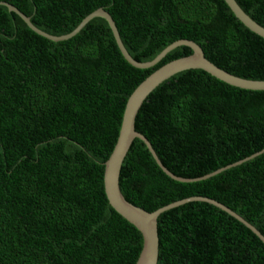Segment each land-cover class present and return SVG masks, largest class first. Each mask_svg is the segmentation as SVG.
I'll return each instance as SVG.
<instances>
[{
  "label": "trees",
  "instance_id": "trees-1",
  "mask_svg": "<svg viewBox=\"0 0 264 264\" xmlns=\"http://www.w3.org/2000/svg\"><path fill=\"white\" fill-rule=\"evenodd\" d=\"M39 29L62 36L92 12L107 11L129 54L155 59L189 39L219 68L264 80V38L236 18L225 0H0ZM264 27V0H236ZM132 66L108 22L91 19L76 35L52 41L0 5V264H135L139 230L110 205L105 162L117 142L126 102L170 61ZM136 138L123 161L120 189L155 211L190 197L229 207L264 235V90L241 89L202 69L184 70L146 98ZM247 159V160H246ZM157 264H264V243L246 225L202 201L158 218Z\"/></svg>",
  "mask_w": 264,
  "mask_h": 264
},
{
  "label": "water",
  "instance_id": "water-1",
  "mask_svg": "<svg viewBox=\"0 0 264 264\" xmlns=\"http://www.w3.org/2000/svg\"><path fill=\"white\" fill-rule=\"evenodd\" d=\"M227 5L230 7L232 12L235 14L236 18L239 19L246 27H248L252 32L264 38V27L258 24L255 20H253L236 2V0H225ZM0 5L6 6L9 11L15 12L18 14L26 24L37 34L50 39L52 41H63L67 40L74 35H76L91 19L95 17L104 18L115 37L117 45L123 54L124 58L134 67L140 69H147L155 66L162 58L166 56L167 53L175 49L179 46H187L192 50V53L186 57H182L169 63L163 65L156 71H154L150 76H148L143 82H141L136 89L129 96L125 110L123 113L122 124L120 128V132L118 135L117 142L113 148L112 153L110 154L108 160L105 162V171H104V188L105 193L107 195L108 201L110 205L115 209V211L120 214L124 219H126L129 223L135 226L143 237V246L139 257L135 264H157L159 258V236H158V218L159 216L172 208L183 205L192 201H202L207 202L209 204L214 205L215 207L220 208L221 210L227 212L244 225H246L253 233H255L259 239L264 243V235L257 230L253 225L245 221L240 215L231 210L229 207L224 204L218 202L215 199L208 197H190L180 201H176L170 203L166 206H163L155 211H147L139 206H136L129 202L123 195L120 189V173L123 161L132 145L134 139L138 138L142 140L147 148L150 150L152 155L154 156L157 164L161 167V169L172 179L180 182H194L206 179L211 177L227 168L232 166H236L241 164L243 161H239L227 167L217 170L214 173L208 174L206 176L200 178H184L175 175L169 169H167L158 158L156 152L151 146L149 140L140 132L135 129V119L141 108L142 104L149 96V94L163 81L169 79L171 76L175 75L184 70L189 69H202L217 79L224 81L227 84L232 86L247 89V90H264V80H251L242 78L239 76H235L218 66L212 63L205 57L203 49L197 43L189 39H181L177 40L168 47H166L155 59L147 62H139L135 60L125 48L118 29L116 27L115 21L111 17V15L105 11L103 8H99L89 14L80 25L73 30L71 33L62 35V36H54L51 35L38 27H36L24 13H22L18 8H16L13 4L8 2H0ZM264 152V149L251 157H255ZM247 160V159H246Z\"/></svg>",
  "mask_w": 264,
  "mask_h": 264
}]
</instances>
